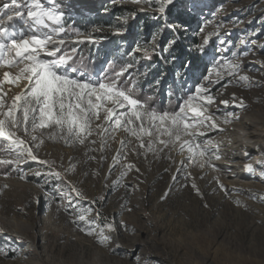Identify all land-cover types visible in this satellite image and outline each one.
Returning <instances> with one entry per match:
<instances>
[{"label":"rangeland","instance_id":"374dc122","mask_svg":"<svg viewBox=\"0 0 264 264\" xmlns=\"http://www.w3.org/2000/svg\"><path fill=\"white\" fill-rule=\"evenodd\" d=\"M56 2L71 5L65 17L67 28L71 29L69 19L83 24L77 27L81 35L67 40L91 36L99 41L68 45L79 51L77 67L93 70L90 75L96 77L116 71L107 60L132 63L125 76L131 74L140 91L154 86L153 94L175 103L159 109H177L214 65H222L226 74L212 86L218 111L209 109L219 128L207 130L201 138L218 145L220 159L210 161L215 168L209 164L201 168L178 146L148 152L147 140L140 148L123 130L112 134L114 139L109 138L103 152L95 150L98 144H66L45 135L33 151L51 168L28 161L11 165L9 174L0 172V264H264V154L251 151L232 161L227 158L228 145H234L238 135L251 136L250 141L263 138V132L249 128L244 117L264 116V0H176L166 20L182 24L186 31L175 34L162 29L165 21L157 18L158 4L145 2L133 9L120 5L116 14L112 0ZM135 9L143 11L133 20L130 13ZM117 27L127 31L115 35ZM158 32L155 43L167 50L153 53L152 37ZM173 36L177 43L169 46ZM205 37L208 55H201L196 48ZM137 45L148 47L147 55L154 54L155 59L145 58ZM84 46L91 53H81ZM188 52L202 62L201 67L192 64L184 69V62L191 60ZM93 59L102 62L93 66ZM229 61L239 65L231 75L227 74ZM3 72L0 68V77ZM17 90L13 86L9 97ZM228 113L232 115L225 123ZM18 135L30 141V134L19 131ZM6 148V142L0 144V149ZM118 151L121 157L113 167ZM0 157L12 158L2 150ZM129 164L134 167L128 169ZM249 164L252 171L246 168ZM35 171L60 172L61 177L36 176ZM72 187L82 193L76 197L72 192L73 206L91 209L87 226L74 222L78 212L61 206L57 193ZM15 221L20 227H12ZM108 223L114 225L112 230L105 227ZM88 227L96 234L89 235ZM12 228L23 232L14 234ZM101 230L111 237L106 244L98 242Z\"/></svg>","mask_w":264,"mask_h":264},{"label":"snow or ice","instance_id":"6c2138e0","mask_svg":"<svg viewBox=\"0 0 264 264\" xmlns=\"http://www.w3.org/2000/svg\"><path fill=\"white\" fill-rule=\"evenodd\" d=\"M145 2L158 4L157 18L165 21L162 29L167 27L174 34L186 31L182 24L167 23L166 20L176 0ZM140 11L143 9L132 10L131 19L134 20ZM65 17L66 13L56 6L55 0H5L0 4V68L16 69L15 73L6 70L0 77V144L7 143V148L0 150L12 157H0V165L18 167L28 161H38L51 168L50 162L39 160L33 151L43 143L45 135L52 140L62 139L66 144H98L95 150L103 152L109 146V138L114 139L112 134L123 130L138 141L140 148L145 147L147 140L148 152L178 146L181 153H187V159L199 163L201 168L206 164L215 168L210 161L213 158L220 159L216 154L218 145L210 138H201L207 136V130L219 128L215 113L209 109L214 107L218 111L217 96L213 94L212 86L219 83L226 74L221 71L223 66L214 65L202 78L203 83L198 84L194 93L187 95L177 109H158L154 97L142 96L132 75L125 76L134 67L132 63L122 65L119 71H113L111 75L101 74L96 77L77 67L74 59L77 48L73 46L69 49L68 45L85 42L97 44L99 41L91 36L87 40H67V36L79 37L81 33L77 29L69 31L65 26ZM123 23L126 24L127 20ZM125 31L126 28L117 27L114 34L122 35ZM159 34L152 37L153 53L160 49L155 43ZM176 43L175 36L168 41L169 46ZM207 43L208 37H205L196 52L208 55L204 47ZM137 50L143 52L145 58H151L147 55L148 47L137 45ZM192 64V60H186L183 67L188 70ZM228 64L227 74L231 75L239 65L231 61ZM240 79L247 80V77L241 76ZM156 84L159 85V80ZM5 85L8 86L7 90ZM13 86L20 88V91L9 97L8 93ZM220 103L227 105L229 101L221 100ZM230 115H225V123ZM19 131L30 134V141L18 135ZM124 143L121 140V144ZM158 146L162 147L158 149ZM92 150L89 148V151ZM120 157L118 151L113 158V167L119 163ZM132 167L134 165H127L128 169ZM246 168L248 171L253 170L251 164ZM33 175L61 177L60 172L35 171ZM121 175H126V172ZM220 187L224 188V185L220 184ZM72 192H75L76 197L82 196L74 187L71 191L57 193L61 206L65 211L71 208L78 212L74 222H84L87 226L91 209H76ZM105 227L112 230L114 225L108 223ZM87 231L89 235L96 234L94 228L88 227ZM110 239L101 230L98 242L106 244Z\"/></svg>","mask_w":264,"mask_h":264},{"label":"bare ground","instance_id":"6f19581e","mask_svg":"<svg viewBox=\"0 0 264 264\" xmlns=\"http://www.w3.org/2000/svg\"><path fill=\"white\" fill-rule=\"evenodd\" d=\"M112 1H113V3L114 2H116V3L117 2L118 3H122L123 2L124 5L127 8L130 7L132 9H133V7H136V6H142L145 3V0H139V2H135V0H112ZM3 2H5V0H0L1 4ZM55 4H57L56 6L59 7L62 11L64 10L63 7H65V6L59 5L57 2ZM4 71H6L5 68H4ZM7 71H12L14 73V72H16V69H14V70H11V69L9 70L8 69ZM19 91H20V88H18V90L15 93H17ZM244 122L246 123V125L249 128H251L253 130H257L259 132H263V138L260 139V140L259 139H254V140L250 141L251 140V136L238 135L240 138L235 141V144L234 145H231V144L228 145L229 147L227 149V152H228L227 158L229 160H231V161L236 159V158H242V156H243L242 154L245 153V152L256 151L257 155L258 154H264V116L261 115V114H258V115H246L244 117ZM20 225L21 224L19 223V221H15L12 224V227H20ZM12 231L14 232V234L21 235L22 232H23V229L18 231L16 229L12 228Z\"/></svg>","mask_w":264,"mask_h":264},{"label":"trees","instance_id":"16d2710c","mask_svg":"<svg viewBox=\"0 0 264 264\" xmlns=\"http://www.w3.org/2000/svg\"><path fill=\"white\" fill-rule=\"evenodd\" d=\"M112 8L113 9H116L115 10V12L114 13H119V8H122L121 6H118V5H115V6H112ZM112 13H113V11H112ZM69 26H71V29H70V27H68V29H70V31L72 30V29H77V27H82L83 26V24H81V23H76V22H74V20H70L69 19ZM78 30V29H77ZM79 32L80 33H82L81 32V30H79ZM70 36H75V35H69L68 37H70ZM68 48L69 49H71V47L70 46H68ZM81 53H84V52H86V53H91V48H88L87 46H84L83 48H81ZM149 56L151 57V58H153V59H155V55L154 54H149ZM80 57V55H79V51L77 50V52L75 53V55H74V59H75V61H76V66H79L78 65V63H77V59ZM187 57H190V59L193 61V64L195 65V67H197V68H199V67H201V65L200 64H202V62L200 61V60H197L196 58H194V54H193V52H188V55H187ZM91 61V64L94 66V64H96V63H100V62H102L101 60L100 61H96V60H90ZM113 61V60H112ZM112 61H106V63L109 65V68H110V66H115L114 68H115V70L116 71H119L120 70V66L121 65H123L124 64V62L123 61H119V62H112ZM105 63V62H104ZM88 74H91L92 72H93V70H87L86 71ZM151 87H154V86H150V90H148V91H140V93H141V95L142 96H145V97H147V96H152V97H154V102H155V105H156V107H160V108H165V107H171V105H175V103L174 102H172V101H167V100H165L161 95H159V94H153V88L151 89ZM141 88V87H140ZM146 90H147V88H145ZM155 91V90H154ZM153 94V95H152ZM159 109V108H158ZM10 169H11V165H0V172L1 173H10Z\"/></svg>","mask_w":264,"mask_h":264}]
</instances>
